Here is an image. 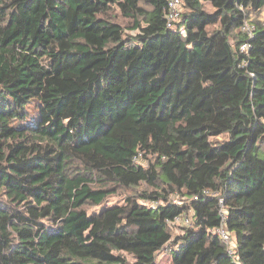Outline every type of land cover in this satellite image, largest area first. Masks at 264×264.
I'll return each instance as SVG.
<instances>
[{
  "label": "trees",
  "instance_id": "16d2710c",
  "mask_svg": "<svg viewBox=\"0 0 264 264\" xmlns=\"http://www.w3.org/2000/svg\"><path fill=\"white\" fill-rule=\"evenodd\" d=\"M168 1L0 0V264H264V0Z\"/></svg>",
  "mask_w": 264,
  "mask_h": 264
},
{
  "label": "built area",
  "instance_id": "2783aa9c",
  "mask_svg": "<svg viewBox=\"0 0 264 264\" xmlns=\"http://www.w3.org/2000/svg\"><path fill=\"white\" fill-rule=\"evenodd\" d=\"M181 1L180 0H169L168 1V7H167V12L165 15L166 18V25L167 27H173L174 22L179 18L180 13H181ZM240 31L245 33L248 37V39L252 38L253 33H254V25L251 23L247 22L246 20H243L241 26H240ZM179 33L184 34V29L183 27H179ZM249 44L248 42H243L239 45V50L241 52H246L249 49ZM134 160L139 161L140 156L137 155L134 157ZM196 199V197H194ZM221 203V202H220ZM152 207L156 206V202L151 204ZM220 215H221V225L220 227L216 228L213 230V233L218 235L221 238V241L227 246V251L229 254L233 253V246L231 244V239H230V234L227 231L225 227V218H226V213L224 212V209H220ZM188 220L183 217V216H178L171 221V224L176 225V224H187Z\"/></svg>",
  "mask_w": 264,
  "mask_h": 264
},
{
  "label": "rangeland",
  "instance_id": "374dc122",
  "mask_svg": "<svg viewBox=\"0 0 264 264\" xmlns=\"http://www.w3.org/2000/svg\"><path fill=\"white\" fill-rule=\"evenodd\" d=\"M207 11H212V8L210 6H206ZM38 107H39V100L37 98H32L29 103L25 106L24 108V112L26 114V118L23 121H15V125H25L27 123H31L34 120H36L37 115H38ZM215 139L218 140H224L227 139L226 135H220L217 136ZM142 163H145L144 161H142ZM172 198H174L175 202H179L177 199H175L176 197L173 196ZM122 203V199L121 198H110L108 199L106 202H104L102 205L97 206L91 210H89V212H94V211H100L102 208L105 207H110L116 204H120ZM179 228V226H176ZM178 228H175L174 232L176 233H180L181 231H178ZM156 261L158 264H171V260H170V256L168 251H166L165 249H163L161 252L158 253Z\"/></svg>",
  "mask_w": 264,
  "mask_h": 264
}]
</instances>
